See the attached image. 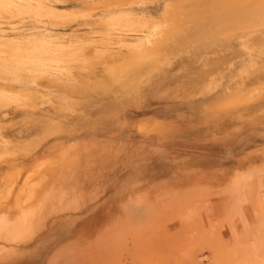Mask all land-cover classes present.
Returning a JSON list of instances; mask_svg holds the SVG:
<instances>
[{
  "label": "rangeland",
  "instance_id": "1",
  "mask_svg": "<svg viewBox=\"0 0 264 264\" xmlns=\"http://www.w3.org/2000/svg\"><path fill=\"white\" fill-rule=\"evenodd\" d=\"M10 1L0 264H264V0ZM69 179L73 234L38 248Z\"/></svg>",
  "mask_w": 264,
  "mask_h": 264
},
{
  "label": "bare ground",
  "instance_id": "2",
  "mask_svg": "<svg viewBox=\"0 0 264 264\" xmlns=\"http://www.w3.org/2000/svg\"><path fill=\"white\" fill-rule=\"evenodd\" d=\"M8 1V0H7ZM10 3H7L5 6H7L8 8H10V5H11V1L9 0ZM259 2V1H258ZM36 3V2H35ZM261 3L264 4L263 2H260L258 5L259 7L261 6ZM32 4V3H31ZM4 5V4H3ZM6 7V8H7ZM233 12V10H232ZM47 46H49L50 44L49 43H46ZM49 50V49H48ZM43 57V56H42ZM252 79H264V72L260 71H256L253 75V77H251ZM102 89V87L100 88V90ZM104 92V91H102ZM105 93V92H104ZM1 122V121H0ZM264 148V146H263ZM159 152V151H158ZM77 186V187H76ZM79 186L78 185H75V183L73 182V180L69 179L68 181H63L62 184L58 187V191H59V194H58V197L56 198V201L53 203V212L54 214L60 216V218L57 220V222L50 226L44 233V235L41 237V239L38 241V244H37V247H45L47 246L48 244L54 242V241H58V240H61L63 237H65L67 234H73L71 231V226L73 225V223H75V219L72 217V216H66L68 215V212L69 211V201H68V197H70L69 195L74 193V192H77L78 190H76ZM236 192V191H234ZM239 193V192H238ZM236 195V193H235ZM234 195V196H235ZM239 195V194H238ZM237 195V196H238ZM72 196V195H71ZM236 196V197H237ZM239 197V196H238ZM233 199V198H232ZM236 198H234L235 200ZM233 200V202L235 203V201ZM68 201V202H67ZM71 204V203H70ZM74 204V202L72 203ZM71 204V205H72ZM233 205V204H231ZM75 206V205H74ZM70 210H71V207H70ZM42 215V214H41ZM46 218V216H45ZM44 218V219H45ZM23 219V218H22ZM47 219V218H46ZM47 226V225H46ZM11 230V229H10ZM27 230V229H26ZM21 231V228L20 226L18 228H16L15 230H12L11 231V234H12V237L11 239H6L4 236L8 237L6 234L2 237L0 236V241H12V242H18V238L20 237L19 234ZM24 233V232H23ZM9 234V233H8ZM10 243V242H9ZM8 243V244H9ZM4 245V243H2ZM36 246V245H35ZM34 246V247H35ZM5 248V247H4ZM2 247V249H4Z\"/></svg>",
  "mask_w": 264,
  "mask_h": 264
},
{
  "label": "crops",
  "instance_id": "3",
  "mask_svg": "<svg viewBox=\"0 0 264 264\" xmlns=\"http://www.w3.org/2000/svg\"><path fill=\"white\" fill-rule=\"evenodd\" d=\"M160 146V151L159 152H157V156H158V159H165L167 156H168V152H167V150H165L166 148H168L169 146L167 145H165V146H163V145H159ZM244 148H246V146L244 145V146H240V148H236V147H225V148H223V152L224 153H226L228 156H229V154L231 155V154H233V153H235L234 155H233V158L234 159H236L235 157L236 156H240L239 155V152L241 151V153L243 152V151H246L247 149H244ZM194 149V148H193ZM197 151H199V154H200V151L203 149V150H207V157L205 158L204 157V159H206V160H204V159H201V155H200V158H199V160H198V158H195L196 160H198V161H194V163H191L192 165L191 166H188L190 169H194V170H196L197 169V167L196 166H201V165H206V164H208V163H211V161H209V158L208 157H210V154L211 153H209L210 152V149H213V152H215L216 154H217V151H221V149H219L218 147H211V146H209V147H198V148H195ZM241 149V150H240ZM212 152V151H211ZM216 154H214V156H212V157H214V159L216 160L215 161V163H216V165L217 164H221V160H223V157H221V156H216ZM219 158H222V159H219ZM238 158V157H237ZM219 159V160H218ZM134 179L132 178V177H129V182H128V184L130 185L131 184V182L133 181ZM124 185H126V184H124ZM119 188H120V186H118ZM40 258H43L42 257V255H40L39 257H38V259H40Z\"/></svg>",
  "mask_w": 264,
  "mask_h": 264
}]
</instances>
